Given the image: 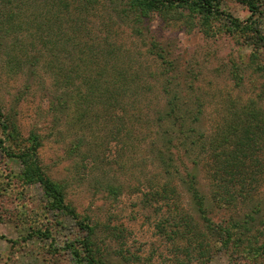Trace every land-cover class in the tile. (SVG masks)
I'll use <instances>...</instances> for the list:
<instances>
[{
    "label": "rangeland",
    "instance_id": "1",
    "mask_svg": "<svg viewBox=\"0 0 264 264\" xmlns=\"http://www.w3.org/2000/svg\"><path fill=\"white\" fill-rule=\"evenodd\" d=\"M95 1L78 11L69 7L68 21H57L59 13L51 8L48 17L54 24L47 39L55 47L33 45L19 36L21 70H9L16 64H7L0 53V109L3 120L12 122H7L10 138L6 140L0 128V139L15 154L38 145L31 159L62 186L64 198V208L54 206L42 186L23 176V163L0 152V264H79L67 244L75 242L82 253L84 238L98 264H264V257L252 258L255 251L261 255L256 241L264 239V212L254 222L260 221L262 228L246 235L250 245L222 248L216 243L222 231L213 225L227 220L225 210L215 218L208 212L209 226L201 223L179 179L182 171H173L166 183L151 153L158 143L156 120L165 103V80L179 77L170 78L175 91L190 87L181 101L201 112L200 127L208 130L207 122L220 116L219 109L230 99H256L262 80L246 72L236 86L228 76L230 65L242 66L251 49L241 44L242 37L221 29L222 19H209L204 28L201 20L190 23L179 17L183 8H178L166 17L155 13L144 18L137 27L131 26L132 16L125 17L108 0ZM223 1L225 11L246 22L247 8ZM262 12L264 31V7ZM72 19L81 28L79 34L66 27ZM104 38L115 44L120 57H105L106 47H100ZM85 42L98 50L84 47ZM53 56L56 62L51 65ZM96 63L111 72L112 67L126 70L132 80L124 97L126 112H119L123 117H115L117 111L111 108L102 112L98 102H87L86 81L92 79ZM59 68L71 75L68 84ZM113 82L108 76L107 86L112 88ZM260 104L264 106V99ZM180 156L185 172L189 160ZM164 185L173 187L168 199L156 196ZM196 186L209 208L208 183L202 175Z\"/></svg>",
    "mask_w": 264,
    "mask_h": 264
},
{
    "label": "trees",
    "instance_id": "2",
    "mask_svg": "<svg viewBox=\"0 0 264 264\" xmlns=\"http://www.w3.org/2000/svg\"><path fill=\"white\" fill-rule=\"evenodd\" d=\"M108 1L116 10L120 8L119 13L125 17L132 16L131 26L136 25L137 27L144 18L149 19L155 13L159 16L163 14L166 17L172 13L175 14L178 8H183L179 17L190 23L192 19L201 20L199 25L204 26V28L209 26V19H222L221 29L226 34L242 37L241 44L251 49L247 62H242V66L235 62L230 65L228 76L235 81L236 86L241 84L246 72L249 76H256L262 80L256 99H250L246 103H241L242 101L237 99H230L219 109L221 115L212 117L207 122L208 130H203L200 127L201 112L199 110L194 112L186 104L187 102L181 101V95L186 94L187 88L190 87L180 86L177 91L173 90V87H170V78L178 76L171 75L172 77L165 80L163 88V93L166 95L163 109L157 112L158 143L156 147L151 149V153L154 154V162L160 168L166 183L170 184L173 171L178 168L182 171H180L181 177L179 179L181 182L183 181L186 190L192 196L193 210L201 223L209 226L211 223H208L209 219H207L206 214L209 212L210 216L215 218L218 213L225 210L227 220H219L213 225V227L218 226L222 231L216 235V243L225 249L230 246L250 245L252 241L248 240L246 235L252 228L253 230L262 228L263 225L260 221L254 222L264 215V213L260 215L261 212H264V106L260 104L264 99V31L261 23H259L263 13L264 0H234L249 11L250 15L246 22L240 21L225 11L222 8L223 0ZM95 4V0H25V2L24 0H0V53L6 58L7 64L13 62L16 64L14 67H8L9 70H21L20 64L23 53L21 51L16 52V48L21 49L19 36L28 37L33 42L31 44L34 45L37 42L40 47H45L48 43L53 44V47L56 46L55 42L47 39L51 38L52 34L50 33L53 30L49 25L54 24L48 17L51 8L60 14L55 16L57 21H68L67 17L69 18V13L72 12L69 7H76L75 11H78L82 7H92ZM43 10L44 14H41ZM27 11L30 13L26 14ZM176 17L177 15H174L172 18L175 19ZM70 21L66 27L79 34L81 28L78 26L77 20L72 19ZM55 27L56 30L60 31L62 24L58 22ZM44 32L47 33L44 34ZM71 38L68 40H72ZM1 40H3V46ZM63 42L68 41L64 40ZM103 45L106 47L102 51L107 54L105 57L111 55L115 58L120 57L121 53L115 44L104 38L100 47ZM83 46H87L90 50H98L86 42ZM152 54L160 58L159 52ZM55 62L56 59L53 56L51 65ZM34 63L31 62V66ZM46 65L51 67L49 63ZM100 66L102 65L95 64V70L90 71L94 78L89 79L91 82L86 81L87 84L89 83L86 88L88 93L86 96L90 98L87 102L92 104L98 102L102 112L108 113L111 108L117 111L115 117H123L119 115V112H126V108L123 106L124 97L129 88L128 82L132 80L126 70L112 67L111 72L108 71L106 65H103L102 68ZM59 71L66 80L64 84H68L72 78L71 75L64 73L61 68ZM108 76L114 80L112 88L107 86ZM101 79L105 82L103 88L99 84ZM199 106L197 104V107ZM5 120H3L0 109L1 132L8 140L10 138L8 123L12 124V122L7 119V123ZM117 121L122 120L118 118ZM118 132L119 128H117V135ZM36 139V137H32L31 141L35 142ZM37 147L38 145H34V150L30 147L21 154H15L12 147L6 146L5 140L0 139V152L7 157L18 158L23 163V176L26 177L27 181L38 183L46 195L53 200L54 206L64 208L62 186L50 180L36 164V160L31 159V152L36 151ZM179 153L189 160L191 168L189 167L187 170L183 167L185 172L181 169L183 157ZM200 175L208 183L211 201L209 208L204 201V194L196 186ZM171 188H168L167 185L161 186L160 195L156 193V196L168 199L170 194H173ZM240 212H243L242 218L238 216L239 219H235L236 214ZM256 242V249L260 251L261 255L255 251L253 256L252 253L247 255L248 258L251 256L254 259L264 257V239ZM75 244L72 241L67 246L71 248L73 256L77 258L79 264H98L89 248L90 242L87 239H82L81 243L85 247L82 252L84 256L79 252V249L75 248Z\"/></svg>",
    "mask_w": 264,
    "mask_h": 264
}]
</instances>
